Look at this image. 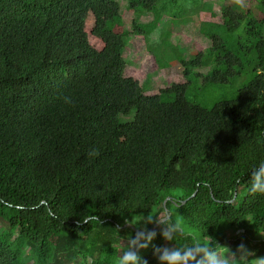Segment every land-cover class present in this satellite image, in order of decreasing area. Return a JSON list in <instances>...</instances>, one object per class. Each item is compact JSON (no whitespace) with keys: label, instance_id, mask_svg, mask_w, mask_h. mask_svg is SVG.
Segmentation results:
<instances>
[{"label":"trees","instance_id":"16d2710c","mask_svg":"<svg viewBox=\"0 0 264 264\" xmlns=\"http://www.w3.org/2000/svg\"><path fill=\"white\" fill-rule=\"evenodd\" d=\"M127 1L154 19L127 28L115 0H0V264H116L135 232L126 225L149 214L147 264L208 236L233 252L243 243L239 264L264 258V196L248 191L264 162V0H221V13L193 3L211 46L155 90L129 69L126 47L178 0ZM235 80L232 101L187 99L193 81Z\"/></svg>","mask_w":264,"mask_h":264},{"label":"rangeland","instance_id":"374dc122","mask_svg":"<svg viewBox=\"0 0 264 264\" xmlns=\"http://www.w3.org/2000/svg\"><path fill=\"white\" fill-rule=\"evenodd\" d=\"M115 1L120 4L125 27L127 28H133L134 20L140 23H148L154 19L152 12L133 14L128 10L129 2L127 0ZM199 1L201 0H178L175 7L162 13L163 18L160 20L158 28L147 40L140 36H131V39L128 40L125 59L130 65L129 69H136V77L139 76L144 80L145 89L155 90L170 87L175 77L183 75V67L180 64L181 59L188 60L194 54V51L207 49L211 46V42L201 35L200 32V23L203 20L204 14L195 13V11L191 10L194 8L193 3L198 5ZM203 1L211 5L215 12L221 13V0ZM210 69V67L203 68L198 70V72L207 74ZM241 86V80H235L233 83L225 86H210L207 88L203 87L202 82L196 84L193 81L187 92V99L189 102L196 103L206 109H211L216 103L232 101L237 96V91ZM163 100L170 102L173 101V98L165 97ZM120 119L125 122L131 121L133 115L121 116ZM147 218L138 217L134 219V225H130L131 223L127 225L133 228H143L145 227L144 225H147L151 221ZM250 227L251 222L248 219L245 228L242 231L234 233L235 238L244 237V235L249 233ZM140 234H143V232ZM260 237L264 239V235ZM148 246L142 251L143 255L149 252ZM257 259L252 257L250 259L251 264H258ZM72 264H78V261L75 259Z\"/></svg>","mask_w":264,"mask_h":264},{"label":"clouds","instance_id":"9594fccd","mask_svg":"<svg viewBox=\"0 0 264 264\" xmlns=\"http://www.w3.org/2000/svg\"><path fill=\"white\" fill-rule=\"evenodd\" d=\"M233 2L241 8L247 6L246 0H233ZM95 154V151L89 153V155ZM248 191L251 195L264 196V162H261L249 173ZM147 219L152 220L151 214ZM141 232L145 235H140ZM154 238L155 234L150 233L146 226L136 228L128 240L129 246L123 250L121 256H118L116 264H147V261H141L138 251L146 249ZM164 238L169 240L173 237L170 234H164ZM206 241L193 239L192 243L183 246L175 245L172 248H164L162 251L157 250L159 264H239L238 255L240 259H246L249 254L243 243L238 246L236 252H232L217 241H215L216 247H212V237H206ZM256 261L258 264H264V258H258Z\"/></svg>","mask_w":264,"mask_h":264},{"label":"water","instance_id":"95a60500","mask_svg":"<svg viewBox=\"0 0 264 264\" xmlns=\"http://www.w3.org/2000/svg\"><path fill=\"white\" fill-rule=\"evenodd\" d=\"M195 194H196V193H193L188 199L194 197ZM188 199H187V200H188ZM187 200H184L182 203L184 204ZM166 201H167V199L164 201L163 205H165V202H166ZM168 218H169V215H168V213L166 212V215L164 216V218H163L161 221H159L155 226H156V227H157V226H160V225H161L162 223H164ZM126 226H129V227H131L132 229L135 230V228H133V227L130 226V225H126ZM141 235H143V234H141Z\"/></svg>","mask_w":264,"mask_h":264}]
</instances>
